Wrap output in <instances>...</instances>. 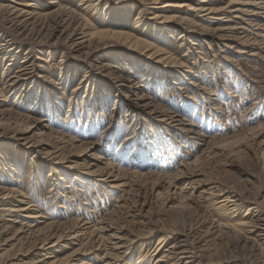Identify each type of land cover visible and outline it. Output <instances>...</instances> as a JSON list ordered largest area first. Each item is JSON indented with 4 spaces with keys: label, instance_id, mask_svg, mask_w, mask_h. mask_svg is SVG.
I'll return each instance as SVG.
<instances>
[{
    "label": "rangeland",
    "instance_id": "1",
    "mask_svg": "<svg viewBox=\"0 0 264 264\" xmlns=\"http://www.w3.org/2000/svg\"><path fill=\"white\" fill-rule=\"evenodd\" d=\"M148 1L0 0V264H264V0Z\"/></svg>",
    "mask_w": 264,
    "mask_h": 264
},
{
    "label": "bare ground",
    "instance_id": "2",
    "mask_svg": "<svg viewBox=\"0 0 264 264\" xmlns=\"http://www.w3.org/2000/svg\"><path fill=\"white\" fill-rule=\"evenodd\" d=\"M148 2H151V3H160V6H166V5H168L169 4V1H166V0H150V1H148ZM260 2H262V0H257L256 1V3L258 4V3H260ZM24 5H30V4H32L31 2H28V3H23ZM191 9H200V10H204V9H208L206 12H208V11H211V9L212 8H210L209 9V7H206V6H203V7H201V6H197V7H195V6H193V5H191L190 4V6H189ZM154 15H158V14H156V12H154ZM160 15H161V13H160ZM175 16H176V14L175 13H171V14H169V16H164L165 18H166V20H170V19H173V18H175ZM164 18V19H165ZM176 19V18H175ZM183 20H187V18H182ZM81 32H84V31H81ZM120 34H122V32H119V31H117V30H115V29H111V28H101V29H99V30H93L92 32H91V34H89V36H94V35H99V36H110V35H120ZM126 35H128V36H131V34L129 35V34H123V36L125 37ZM127 36V37H128ZM70 38H72V37H70ZM90 38V37H89ZM126 38V37H125ZM88 39V38H87ZM83 40V39H82ZM81 40V41H82ZM131 41L132 42H134V43H139V44H143V46L145 47V48H152V50L150 51V54H152V55H157V56H160V55H158V54H161V53H165L166 51H163V49L161 48V47H159V46H156V45H154V44H152L151 42H148L147 40H145V39H143V38H140V37H138V36H132L131 37ZM191 43H192V41H191ZM170 54L169 53H166V54H164V55H161L158 59H164V61H165V59L166 58H169L170 59V56H169ZM24 67H20V68H18L17 69V71H20L21 69H23ZM16 71V72H17ZM19 74H21V73H19ZM19 74H13L12 76H19ZM10 83H11V81H10ZM110 185H116V184H110ZM3 195H5V194H3ZM229 200H231L230 198H229V196L228 195H226V197H223L222 199H221V201H223V202H228ZM25 207H27V206H22V207H20V208H18V209H24ZM11 209H15V208H11ZM28 215H30V216H36V215H38V214H34V213H31V214H28ZM73 217V216H72ZM9 219H11V220H13L12 218H9ZM244 221V220H243ZM243 223H245V222H237V224H243ZM29 225H31V224H29ZM94 228H99L98 226L96 227V226H93V228L92 229H94ZM91 229V230H92ZM161 241H162V239H159L158 238V240H157V243H156V245L153 247V248H151L152 250H155L156 248H158V247H160V243H161ZM172 244V243H171ZM170 244V245H171ZM157 251V250H156ZM186 250L185 249H182L181 250V252H185ZM183 253H181L179 256H177L176 254H175V256H167V258H164V257H158L157 258V260H156V262H157V264H177V261H178V259H179V257L180 256H183L182 255ZM163 255H166V254H163ZM162 255V256H163ZM156 259V258H155ZM171 259H173V261H172V263H169V260H171ZM83 263H86V262H80V264H83Z\"/></svg>",
    "mask_w": 264,
    "mask_h": 264
}]
</instances>
